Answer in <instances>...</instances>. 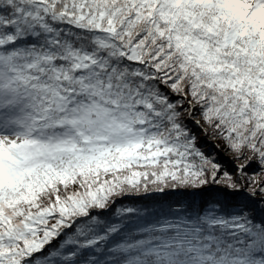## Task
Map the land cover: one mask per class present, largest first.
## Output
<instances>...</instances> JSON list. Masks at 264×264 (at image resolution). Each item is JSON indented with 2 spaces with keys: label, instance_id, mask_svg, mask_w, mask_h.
<instances>
[{
  "label": "snow or ice",
  "instance_id": "snow-or-ice-1",
  "mask_svg": "<svg viewBox=\"0 0 264 264\" xmlns=\"http://www.w3.org/2000/svg\"><path fill=\"white\" fill-rule=\"evenodd\" d=\"M211 186L264 204V0H0V264H264L220 199L108 215Z\"/></svg>",
  "mask_w": 264,
  "mask_h": 264
},
{
  "label": "trees",
  "instance_id": "trees-1",
  "mask_svg": "<svg viewBox=\"0 0 264 264\" xmlns=\"http://www.w3.org/2000/svg\"><path fill=\"white\" fill-rule=\"evenodd\" d=\"M199 136V144L206 154H209L223 166L224 169L232 171L235 168V162L231 156L224 152L222 148L216 147L215 141L211 138ZM228 154V156H226ZM258 168V169H255ZM259 171L258 164L253 163L248 172L252 173ZM213 199H220L228 208L229 211H245L249 214H256L264 216V204L258 203L259 198H245L239 195L227 193L226 190L217 189L215 186L206 187L202 189H176L168 190L165 194L152 193L148 195H127L116 199L113 205V210L108 214L115 219V208L117 207H143L144 205H152L159 207L160 204H172L174 207H184L188 204H194L198 207H204L208 201ZM179 202V205H177Z\"/></svg>",
  "mask_w": 264,
  "mask_h": 264
},
{
  "label": "rangeland",
  "instance_id": "rangeland-1",
  "mask_svg": "<svg viewBox=\"0 0 264 264\" xmlns=\"http://www.w3.org/2000/svg\"><path fill=\"white\" fill-rule=\"evenodd\" d=\"M215 141V140H214ZM219 142L218 141H215V144L217 145ZM228 156V154L226 155ZM255 169H258V168H255ZM257 172V171H256ZM251 174V173H250Z\"/></svg>",
  "mask_w": 264,
  "mask_h": 264
}]
</instances>
